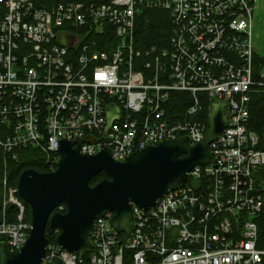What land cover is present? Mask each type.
<instances>
[{
  "label": "built area",
  "instance_id": "built-area-1",
  "mask_svg": "<svg viewBox=\"0 0 264 264\" xmlns=\"http://www.w3.org/2000/svg\"><path fill=\"white\" fill-rule=\"evenodd\" d=\"M256 2L0 0V147L10 158L34 146L53 170L60 140L90 135L92 141L79 143L81 153L109 148L120 161L165 139L186 135L198 142L207 126L205 100L208 112L224 100L228 117L208 144L213 161L194 165L185 185L148 209L131 203L132 229L121 244L123 232L107 211L94 219L93 250L72 252L48 241L39 264H264L258 229L264 180L254 175L264 165V148L247 128L249 92L264 88V60L256 62L262 54L252 39ZM142 6L169 11L167 48H135ZM173 91L188 92L191 102L171 121L165 104ZM109 104L118 116L108 125ZM16 192L10 188L2 202L3 209L16 206V218L0 219V242L9 253L31 227Z\"/></svg>",
  "mask_w": 264,
  "mask_h": 264
},
{
  "label": "water",
  "instance_id": "water-1",
  "mask_svg": "<svg viewBox=\"0 0 264 264\" xmlns=\"http://www.w3.org/2000/svg\"><path fill=\"white\" fill-rule=\"evenodd\" d=\"M63 43L69 45V40L63 37ZM107 109L109 125L118 116V108L109 104ZM227 123L224 100L212 102L206 130L198 142L190 144L186 135L165 139L134 150L120 161L113 159L109 148L95 154L81 153L79 143L92 141L90 135L60 140L53 170L26 168L19 174L17 193L29 205L31 227L15 253H9L0 242V264H39L48 242L46 225L59 230L56 241L62 248L89 252L93 250L94 219L107 211L114 212L110 218L114 229L123 232L121 244L132 229L131 203L148 209L157 198L185 185L194 165L214 160L208 144ZM100 171L106 177L89 185L90 178ZM60 204L64 212L54 210Z\"/></svg>",
  "mask_w": 264,
  "mask_h": 264
},
{
  "label": "trees",
  "instance_id": "trees-1",
  "mask_svg": "<svg viewBox=\"0 0 264 264\" xmlns=\"http://www.w3.org/2000/svg\"><path fill=\"white\" fill-rule=\"evenodd\" d=\"M80 1L93 2L94 0H43L44 4L51 5L56 2ZM171 16L168 10L149 9L142 6L135 16L134 21V46L140 51H145L151 46L157 49L167 48L168 39L171 33ZM107 34L105 35V37ZM256 62L264 60V55H256ZM191 102V96L188 92L173 91L165 104L166 115L173 121L184 113ZM207 102L205 100L204 119L208 115ZM249 119L247 122L248 130L255 132L259 137L258 148H264V88L253 87L249 92ZM17 160L10 158L0 147V219L2 218L3 202V180H6L7 186L16 187L19 174L26 168H34L40 172L50 171L45 165L42 153L34 146H27L17 149ZM257 181L264 180V165L259 167L254 173ZM106 175L100 171L93 175L89 180V185L93 186ZM16 196L25 207L24 219L31 220L30 208L28 203L16 192ZM57 207L54 209L56 210ZM64 212V209L62 210ZM17 215V208L13 204H8L5 208V217L7 220H14ZM57 228H50L46 225L45 235L48 241H56ZM259 242L264 240V206L258 219Z\"/></svg>",
  "mask_w": 264,
  "mask_h": 264
},
{
  "label": "rangeland",
  "instance_id": "rangeland-1",
  "mask_svg": "<svg viewBox=\"0 0 264 264\" xmlns=\"http://www.w3.org/2000/svg\"><path fill=\"white\" fill-rule=\"evenodd\" d=\"M252 39L257 51L264 55V0H257L252 19ZM7 154V153H5ZM3 198L8 199L10 196L9 189L14 188L6 185V180H3ZM2 214L5 215V209L2 208Z\"/></svg>",
  "mask_w": 264,
  "mask_h": 264
}]
</instances>
